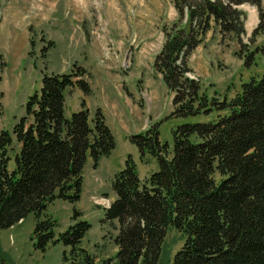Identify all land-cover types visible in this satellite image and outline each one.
<instances>
[{"label":"trees","instance_id":"16d2710c","mask_svg":"<svg viewBox=\"0 0 264 264\" xmlns=\"http://www.w3.org/2000/svg\"><path fill=\"white\" fill-rule=\"evenodd\" d=\"M260 0H172L187 28L163 26V41L153 67L171 92V116H207L171 130L172 147L161 143L157 123L131 135L140 152L147 151L157 169L143 180L129 157L111 182L113 199L104 218L114 222L115 251L99 262L81 245L90 223L73 209L72 221L56 234V221L39 214L55 198L72 203L79 197L82 168L108 155L114 141L99 108L79 109L64 117V91L89 87L79 68L68 73L42 74L40 86L28 96L25 115L13 126L19 149L7 169L3 150L8 134L0 132V227L28 212L35 217L37 245L59 241L63 264H158L165 229L183 235L166 264H264V73L241 83L221 101L201 91L199 79L188 76L186 58L210 21L219 34L243 32L241 11L233 5ZM260 24L262 15L258 9ZM200 35V36H201ZM264 56V44L255 51ZM249 54V58L252 57Z\"/></svg>","mask_w":264,"mask_h":264},{"label":"rangeland","instance_id":"374dc122","mask_svg":"<svg viewBox=\"0 0 264 264\" xmlns=\"http://www.w3.org/2000/svg\"><path fill=\"white\" fill-rule=\"evenodd\" d=\"M241 11L243 32L219 34L210 21L208 30L189 52L190 77L199 79L201 91L221 101L239 90L242 82L264 73V56L255 47L264 44V0L258 9L249 3L233 5ZM187 28L186 11L181 16L172 0H0V132L8 134L3 150L7 169L19 149L13 126L25 115V102L37 91L42 74L84 71L88 94L80 86L64 91V117L79 109L81 100L93 114L99 108L109 128L114 147L94 163L89 156L82 168L79 197L70 203L55 198L39 214L56 221L54 233L72 221L73 209L90 225L81 240L95 262L115 251L114 222L104 218V208L113 199V175L129 155L143 180L158 167L155 157L140 152L130 136L157 123L161 143L172 147L171 130L185 122L205 121L207 116H171V92L153 67L154 55L163 41V26ZM251 53L249 58V54ZM128 64L127 68L122 65ZM1 151V149H0ZM35 217L28 212L13 224L0 227V264H63L59 241L41 248L33 233ZM183 235L168 225L158 264H166Z\"/></svg>","mask_w":264,"mask_h":264},{"label":"built area","instance_id":"2783aa9c","mask_svg":"<svg viewBox=\"0 0 264 264\" xmlns=\"http://www.w3.org/2000/svg\"><path fill=\"white\" fill-rule=\"evenodd\" d=\"M122 65L127 68L128 64L126 62H123Z\"/></svg>","mask_w":264,"mask_h":264}]
</instances>
